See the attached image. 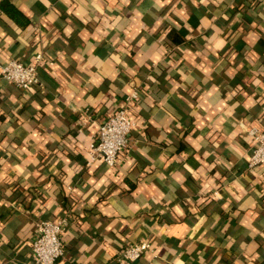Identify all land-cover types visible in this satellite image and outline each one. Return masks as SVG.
Here are the masks:
<instances>
[{
  "label": "crops",
  "instance_id": "obj_1",
  "mask_svg": "<svg viewBox=\"0 0 264 264\" xmlns=\"http://www.w3.org/2000/svg\"><path fill=\"white\" fill-rule=\"evenodd\" d=\"M0 264H33L39 219L67 216L57 264H264V0H0ZM136 88L119 164L89 160Z\"/></svg>",
  "mask_w": 264,
  "mask_h": 264
},
{
  "label": "built area",
  "instance_id": "obj_2",
  "mask_svg": "<svg viewBox=\"0 0 264 264\" xmlns=\"http://www.w3.org/2000/svg\"><path fill=\"white\" fill-rule=\"evenodd\" d=\"M41 56L37 53L34 55V61L29 62L10 58L0 66V76L22 89L37 86L40 81L38 67ZM138 99L139 93L134 88L125 94L115 110L99 123L94 140L87 148L89 160L99 158L109 166L121 162L124 151L128 148L129 134L135 126V120L128 115V111ZM246 133L253 143L247 166L252 168L264 164V129L253 125L246 129ZM67 223L65 215L35 222L31 240L33 264H57L64 252L61 233ZM152 250L149 239L129 242L121 247L116 260L118 264H129Z\"/></svg>",
  "mask_w": 264,
  "mask_h": 264
}]
</instances>
